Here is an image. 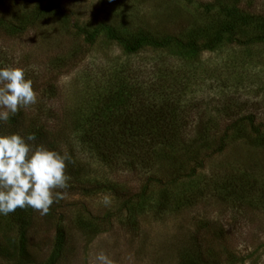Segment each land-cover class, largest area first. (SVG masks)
<instances>
[{
	"label": "rangeland",
	"instance_id": "obj_1",
	"mask_svg": "<svg viewBox=\"0 0 264 264\" xmlns=\"http://www.w3.org/2000/svg\"><path fill=\"white\" fill-rule=\"evenodd\" d=\"M234 8L261 14L264 0H0V67L22 68L32 81L37 102L20 110L35 120L48 118L46 126L58 129L64 114L78 110L88 86L120 67L137 71L143 80L170 72L179 93L175 127L187 128L193 136L199 129V136L208 139L206 150L215 147L225 127H232L220 152L206 156L209 152L198 148L178 157L184 161L180 173L185 177L174 188L147 184L143 205L148 202L149 212L139 215L137 231L121 227L118 217L108 230L97 223L96 217L120 206L109 191L84 196L77 188L57 190L63 198L47 215L17 208L0 216V264H93L100 251L113 264H176L190 236L215 250L221 264H264V46L223 40L199 54L170 46L128 56L99 28L108 25L131 42L145 35L156 41L176 37L199 46L226 25L239 40L264 35L254 21L245 26L230 16ZM95 28L98 34L89 44L83 37ZM250 113L255 116L250 127L246 120L235 122ZM168 155L160 157L166 159L157 174L163 181L180 171ZM194 161L202 163L189 176ZM92 171L106 186L118 183L131 191L146 184L149 174L144 169L109 173L96 164ZM167 190L172 201L183 202L175 213H157V202ZM58 230L65 236L52 262Z\"/></svg>",
	"mask_w": 264,
	"mask_h": 264
},
{
	"label": "trees",
	"instance_id": "obj_2",
	"mask_svg": "<svg viewBox=\"0 0 264 264\" xmlns=\"http://www.w3.org/2000/svg\"><path fill=\"white\" fill-rule=\"evenodd\" d=\"M229 15L237 16L240 23L245 26L254 21L264 30V8L261 14L257 15L251 12L243 14L234 8ZM34 20L35 18L30 19V23L32 24ZM99 28L105 31L108 40L120 45L124 54L128 56L140 50L164 49L170 46L192 54H199L206 50H213L222 44L223 40L229 45L262 44L264 46V35L239 40L234 37L233 28L230 25L215 31L214 36L200 46L196 43H185L176 37H166L162 41H156L145 35H140L131 42L108 25L102 24ZM99 28L84 35L83 38L87 43L94 42ZM13 30L14 33L18 32L15 28ZM54 60L64 64L63 59ZM73 64L70 63L68 66ZM129 70L128 68H114L102 82L90 84L87 95L81 97L82 101L78 110L64 114L63 124L59 125L58 129L46 126L48 118L35 120L32 115L20 109L10 117L8 122H0V135L13 133L24 137L31 135L34 140L27 141V143L32 147L42 146L61 155L67 154L69 160L66 161L65 171L70 177L67 191L77 188L79 194L84 196L95 195L99 191L104 193L109 191V194L120 200V206L116 211L95 218L99 225L103 227L106 225V230L109 228L108 225H111L112 219L118 217L117 221L121 227L137 231L139 215L149 212L145 210L148 202L143 205L148 200L149 185L147 184L154 183L164 188H174L175 183L181 182L185 177L180 173L185 170L182 165L184 161L178 157L186 153L185 151L190 153L198 148L208 151L206 156L220 152L232 128L231 125L225 127L215 140V147L206 150L208 139L205 136H199L202 134L199 129L195 130L196 136H193L188 133L189 129L175 127L177 108H179V93L175 91L178 86L176 78H173L170 72H160L154 79L143 80L138 76L137 71ZM156 102L159 105L157 107ZM224 104L227 103L224 102ZM228 110L226 106L224 111ZM225 114H230V112ZM254 119L255 116L250 113L241 115L235 122L246 120V125L250 127L254 124ZM252 132L258 135L260 133L258 129ZM74 133L75 136H73ZM166 154L175 158L174 162L180 165V171H173L176 175L172 178H165L163 181L157 174L162 169V163L166 161L160 157ZM201 163V161H194L188 167L189 176L198 166H201ZM92 164L103 167L109 173L118 171L132 173L144 169L145 173L149 174L146 184L137 191H131L118 183L106 186L101 183L100 179L103 178L100 175L95 179ZM181 202H183L181 199L172 201L167 190L161 194L156 212L175 213L182 204ZM135 205H138L139 212L134 211L137 208ZM139 205H143L144 209ZM204 226L201 228L204 229ZM57 235V249L50 255L52 262H55L54 260L58 257V250L65 236L63 230H58ZM216 258L215 250L205 249V246L194 236H190L179 249L176 264H221V261H216Z\"/></svg>",
	"mask_w": 264,
	"mask_h": 264
},
{
	"label": "clouds",
	"instance_id": "obj_3",
	"mask_svg": "<svg viewBox=\"0 0 264 264\" xmlns=\"http://www.w3.org/2000/svg\"><path fill=\"white\" fill-rule=\"evenodd\" d=\"M37 102L32 81L25 78L19 67H0V122H8L19 109ZM34 137L20 134L0 135V216H7L17 208H31L41 216L63 198L70 177L66 174L67 154L42 146L32 147L27 141ZM105 197L104 203L108 204ZM93 264H113L103 251Z\"/></svg>",
	"mask_w": 264,
	"mask_h": 264
}]
</instances>
